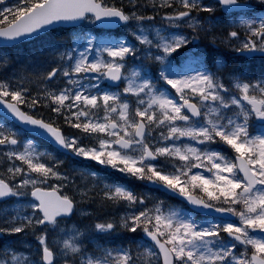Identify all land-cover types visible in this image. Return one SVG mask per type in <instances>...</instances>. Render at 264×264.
<instances>
[{"label": "snow or ice", "instance_id": "snow-or-ice-1", "mask_svg": "<svg viewBox=\"0 0 264 264\" xmlns=\"http://www.w3.org/2000/svg\"><path fill=\"white\" fill-rule=\"evenodd\" d=\"M180 2L186 11L177 12L174 16H167L165 19L170 22L190 19L192 10L198 8L202 11H213L208 7L201 8L197 0H180ZM218 2L226 8L242 7L239 0H218ZM0 3H3V0H0ZM166 6L172 7L171 4ZM5 13L11 16V20L4 16ZM86 13L94 14L97 20L102 17L118 18L123 22L133 18L144 19L135 14L126 15L120 8L106 7L98 0H19L16 8L5 7L0 10V16H4V20L7 21L6 27H0V37L15 40L32 36L54 22L86 18ZM2 23L3 21H0V24ZM241 23L247 28L251 38L243 43L239 50L264 53V17L259 18L258 24L256 20H242ZM229 35L237 37L238 33L232 31ZM136 39L141 44L153 46V41L143 33V30L136 35ZM257 40L260 41L259 44ZM88 43L91 47V40ZM185 43H187L186 38L176 36L171 40L161 38L154 45L158 51L164 53L163 56L159 54L154 56L156 61L164 65L160 71V78L176 90L183 104L175 103L165 92L157 94L155 86L149 79H144L139 84L129 80L124 92L138 97L139 105H147L144 108H136L135 116L141 118L139 121L133 119L129 103L121 101L117 94L85 95L79 90L73 92L71 88L61 89L58 94H46V98L55 105L52 111L57 114H61V110L65 107L71 109L73 105L77 106V111L73 113L75 122L66 117L67 122L88 135L96 134L99 148L81 146L76 137L68 139L52 124L21 111L19 105L28 103L23 94L25 90L13 91L8 85L0 83V105H4L22 123L43 129L61 148L69 149L77 156L110 165L113 169L138 179L162 184L166 189L178 192L193 205L204 208L213 207L202 197L193 195L189 185L192 190L199 189L200 192L205 193L210 201H218L223 197V203L231 205L227 208L217 207L215 210L237 216L239 225L226 222L198 226L193 220L180 213L163 214L159 206L155 209V216L150 215V210L146 209L138 215L126 217L122 226L135 232L143 225L144 232L155 241L163 253L165 264H264V235L252 234L257 231L264 234V81L252 83L243 79L242 75L236 77L233 87L241 95L228 98L221 93H228L229 89L211 74L197 73L195 76L173 78V71L165 61ZM102 51L107 52L112 61H104L97 57L89 63L86 52H80L79 56H74L75 49L62 53V58L66 56L69 61V67L62 72L64 77L69 78L68 84L74 83L71 79L73 74L95 73L102 69H106L103 75L112 81L120 80L121 69L125 65L118 63L117 58L119 61H124L126 56L136 54V49L125 43H113L111 46L104 47ZM58 72L59 69H53L48 73L47 79L54 78ZM131 75L138 77L139 73L134 71ZM185 90L191 91L194 95L198 94L201 104L207 101L218 102V104L215 107L208 105V111H203L200 104L192 103L185 98ZM142 94L148 96L147 101L140 98ZM9 96L11 102L5 99ZM66 101L69 103L66 104ZM37 103L38 100L34 98L31 106L34 107ZM230 105H235L239 109L233 116H227L221 111V109H229ZM101 108L104 116L93 119L92 110ZM184 108L191 113V117H198L201 120L193 122L191 117L183 111ZM112 114H118V119ZM253 115L260 122V131L255 135L251 130ZM80 117H84V121H81ZM178 121H183L184 126H177ZM153 124L168 128V134L163 139L172 141L170 146L156 147L155 151L151 150L145 137L150 134L149 130ZM121 132L123 135H120ZM111 137L115 139H110ZM181 137H187L204 145L214 144L217 142L216 138H219V141H223L237 153L236 162L229 161L222 152L210 147L200 149L190 144L178 146L174 142ZM18 143L14 133L5 134L0 129V145H18ZM113 145H118L119 149L126 151L113 148ZM137 150H140L139 156L128 154ZM33 151L31 142H28L23 152H10L8 155L15 156L17 160L27 164L31 172L43 177V180L39 181L41 183L50 176L60 179L59 173L53 166L40 162L38 158L35 160L32 158ZM159 157L170 158L172 171L165 172L163 168L152 163ZM202 160H207L211 167L203 165ZM200 167H205L209 172L215 169L216 171L213 172L215 179H209L200 173L191 174L192 168ZM14 171L19 173L22 169L15 168ZM223 173L229 175L226 176ZM239 173L243 176L241 177ZM37 182L36 179H24L20 186L35 185ZM208 185H211V188L207 187ZM238 189L240 191H237ZM9 195L15 196L18 193L0 180V197ZM32 196L39 201L38 204H33L32 208L38 209L43 214L42 219L36 220L37 224L58 225L57 217L71 215L74 211V201L67 196H56L54 192H43L40 188H35ZM105 197L113 201L125 200L129 204H143V201L138 200L133 192L122 186H106ZM235 205H242V209L237 211ZM128 220H131V224ZM113 228L114 225L111 223L96 225L98 231H108ZM23 230L22 227L11 229L14 233H20ZM221 232L227 233L230 239L221 238ZM161 237H165L163 243H161ZM38 239L43 245L44 264H53L54 253L47 246L45 237L40 236ZM237 243L245 248V252L239 256L233 254ZM249 247L252 249L250 257L247 256ZM63 249L65 255L81 252V249L70 240H64ZM86 264H132V259L126 252L115 257L111 252H107L102 258L89 257Z\"/></svg>", "mask_w": 264, "mask_h": 264}, {"label": "rangeland", "instance_id": "rangeland-1", "mask_svg": "<svg viewBox=\"0 0 264 264\" xmlns=\"http://www.w3.org/2000/svg\"><path fill=\"white\" fill-rule=\"evenodd\" d=\"M11 1L13 0H3V3H0V9L2 10L4 8V6H7V4L11 3ZM112 1H116V0H112ZM118 2H122L124 0H117ZM245 2H249L252 1L255 5H256V10L254 13V16L248 17L245 15H236L231 22L232 25V30L236 31L238 33L237 37H234L233 39H229L228 37L225 39V43L224 46H229L230 47V52H232L233 54H241L243 56H247V54H249V52L246 51H241L239 49L242 48L243 43H245L249 38H251L249 36L248 30L247 28L242 25L241 21L242 20H256L257 24L259 23V18L260 17H264V0H243ZM16 2L19 3V0H16ZM180 2V0H179ZM116 3V2H114ZM144 5L143 2L140 3V12L139 13H145V10H142V6ZM12 8V6L10 7ZM137 15V14H136ZM139 16V15H137ZM145 20L147 19V16L145 17ZM145 20H140L138 21L131 19V22L129 21V25L128 27H126L122 32L124 34V37L126 38V40H123L124 38L120 36V38L122 39H115L114 36H112V38H109V36H103V35H96L91 33L88 28H92L95 26L94 22L92 19H87L84 22V26L85 28H87V30H85L82 33L76 34L74 35V37L72 38V42H71V48L75 49V52L73 53L74 56H79L80 52H86L87 54V58H88V62H93L97 57H99L100 59L104 60V61H112V58L109 57L107 55V52L102 51V49L106 46H111L113 43H125L126 45H129L131 43V45L129 46H133L135 49L138 46V43H135L133 40L135 39L137 42L140 43L139 40L136 39V35L140 33L141 30H143V33L145 35L148 36V25L145 23ZM179 24H171V22H168L167 28L168 30H165L166 26H162L159 27L153 34L154 36L150 39L153 41V46H149V45H145V47H152L153 50L156 51L155 54H153L151 51L147 50V52L145 53V58H149V57H153L152 59H154V56L157 54H160L161 51H158V49L154 46L156 42H159L161 38H166L167 40H171L174 37L178 36L176 34L173 33H168V31L174 32L172 30H177L175 27L172 28L173 26H179ZM189 27H192L194 29L198 28V25L196 22H189L186 24ZM152 30V29H151ZM255 39V38H252ZM91 40L92 44L91 47H89V43L88 41ZM257 44L260 43L259 40L256 41ZM69 50V51H70ZM163 53V52H162ZM252 54V56H256L259 54H262L264 56V53L261 52H252L250 53ZM66 60V68L69 67V61L67 59V57H64ZM137 58V59H136ZM149 60V59H148ZM155 60V59H154ZM117 62L118 63H122L125 66L123 67L124 70L126 71L125 77H123V83H124V87L123 89H125V87L128 86V82L129 80H132L135 84H139L142 82V80L144 79H149L150 80V72H148L147 68L143 66L142 62L140 61V59H138V56L135 54V56L129 55L126 56L124 61H119V59L117 58ZM134 62L137 63V66L135 68ZM64 69V70H65ZM63 70V71H64ZM63 71H59L58 75L60 77H62V72ZM105 71V69H102L100 72H95L96 74L94 76H87L85 75V73H80V74H73L71 76V79L74 81L73 84H68V77H65V80L63 81L65 84L70 85L71 89L73 92L79 90L82 92V94L85 95H97V96H102L105 93H108L105 90L104 87V77H103V72ZM138 72L139 76L138 77H133L131 74L132 72ZM262 78H258V82L262 81ZM59 80V79H58ZM58 80L55 81V84L60 83L61 85H63V82H59ZM156 90V89H155ZM124 91V90H123ZM157 94H159L160 91H157ZM164 92V91H161ZM111 94V93H109ZM113 94H117L120 96L121 101L123 102H127L130 105V109H131V113H132V117L133 119H137V117L135 116V110L137 107L140 108H144L147 105H139L137 103L138 101V97L132 95L131 93H127L128 96L127 98L123 97L121 92H115ZM167 95V94H166ZM168 96V95H167ZM142 99H144L145 101L148 100V96L147 95H143L140 97ZM174 101V100H173ZM175 102V101H174ZM177 103V102H175ZM43 104H45V102L43 101ZM102 104V101H101ZM179 104V103H177ZM74 107L77 108L76 105H74ZM93 111V119H96L97 116L102 118L104 116V112L102 110V108L100 110H92ZM114 118L118 119V114H112ZM84 117H82V121H84ZM101 122H103V120H101ZM181 121L177 122V126H181ZM151 134H148V138L149 137H154L152 144L155 147H162V146H168L170 145L171 141H166L163 139L164 136H166L168 134V128L166 126H156L155 124H153L151 127ZM252 128L254 129L253 131L256 132L255 134H258L260 129L257 128V126L253 125ZM82 130H79L78 132H81ZM67 135V136H66ZM72 133L71 131H66L65 132V136L68 139H71L73 137H76L78 139V141L80 142V140L82 139L79 136H71ZM120 135H123V133L121 132ZM17 137H19V133H15V138L17 139ZM115 137H111L110 139H113ZM19 141V140H18ZM28 142H31L32 148L34 149V151L32 152V158L35 159H39L41 162V158H45L43 157V155L45 154L44 152H41V150L38 148V146L30 141V140H21L19 141L18 145H14L11 146L10 144H6L5 148L3 151H0V157H2L3 159H5L7 162L11 163V166L6 168L7 173L8 174V178L9 180H11L12 182V186H13V191L17 192L18 195L13 196L11 202H9L6 205H0V225L3 227L4 231L6 232L7 236H10L11 234H14V232L11 231L12 228L15 227H22L24 230L19 233L18 238L19 241L20 240H24L23 244H20L19 247L21 248L20 250H13L10 247L6 246V244H2L0 246V264H37V259H38V255H39V250L41 251V249L43 248V245L40 244L38 237L40 236H44L46 239V244L50 243V247L55 249V253H56V261L59 264H68L67 263V259L69 258V256L72 255V253H68L67 255H65V250L63 249V242L64 240H70V242L75 243L79 248V236H80V232H79V228L78 226L75 224V222H71L69 224H58L56 226L53 227V230H51L48 234H45L43 231L39 232V228L37 227V223L36 220L39 219L38 214L36 213V210H34L32 208V205L34 204L31 200H29V198L27 197V191H29L30 189L36 187V185H40V180L41 177L39 175L37 176H32L30 177V175H26L27 173L25 171H27V169H24L23 171L19 172V174H17V172H15V168L13 167V162H17L20 160H17L15 158V156H9L8 153L10 152H23L24 151V146L25 144H27ZM95 147L99 148V140L95 139ZM81 146L84 147H93V146H87L85 144H82L80 142ZM114 148V146H113ZM129 155H137V152H130L128 153ZM81 158V161L83 163H86L87 166L89 168L92 169V171L88 168V167H84L81 169H76L75 173H79L77 175V179L78 181H86L85 178H83L82 176H86L91 178V180H97L98 179V173H97V169H102L101 167L104 166V168H107L108 170H110L113 174L115 175H126V173H122L116 169H113L110 165L107 164H100L97 161H93L90 159H86L82 156H78ZM107 157L105 156V159ZM164 158V157H163ZM51 162V166L54 167V170L56 169V167L54 166V163L52 160H49ZM197 161H194V163H196ZM120 167H123V165H120ZM21 168V167H20ZM203 170H205V167H200ZM10 169H12L10 171ZM57 171V170H55ZM60 175V179H57L56 177H49L48 183L50 188H55V189H61L62 186L60 185H67V181L64 183H60L59 180H61L62 178H64L62 170L57 171ZM93 173L95 175H93ZM195 173H200L199 172H194L193 168L191 171V174H195ZM16 179L14 176H16ZM202 175V174H201ZM223 175H229L228 173H223ZM74 176V175H73ZM24 179H36L38 182L35 185L32 184H28L27 186L21 187L20 185L22 184ZM76 182H78L77 180H75ZM72 192H74L77 196H81L83 194V190L80 188H70ZM81 201H80V208L82 207L81 205ZM84 209H80L79 211H77V214L82 215L84 214ZM29 219H31V223H29ZM239 223V222H238ZM239 225V224H238ZM94 230H96V227H94ZM29 236V239L25 238V239H21V237H25V236ZM52 236V238H48V236ZM17 236V235H16ZM14 237V239H17V237ZM221 238L222 235H221ZM49 246V245H47ZM107 252H111L113 257L117 256L118 254H122L120 251L118 250H108V251H104V255L102 257H104L106 255ZM238 252V251H237ZM245 252V249L242 250V253ZM250 252H252V249L249 247L247 250V256L249 257ZM100 257V258H102ZM140 258H150L148 253H144L143 257ZM95 259V258H94Z\"/></svg>", "mask_w": 264, "mask_h": 264}, {"label": "water", "instance_id": "water-1", "mask_svg": "<svg viewBox=\"0 0 264 264\" xmlns=\"http://www.w3.org/2000/svg\"><path fill=\"white\" fill-rule=\"evenodd\" d=\"M239 4L242 6V7H230L228 9V11H246V10H250L252 7L249 6V5H246V4H243V3H240ZM92 15L94 16L95 18V15L92 14V13H86V15ZM84 19V18H83ZM83 19H78V20H74V21H58V22H54L52 25H48L46 27H44L42 30L36 32L35 34H33L32 36L36 35V34H39V33H42L50 28H54V27H58V26H77L79 25V23L83 20ZM95 21L96 23L100 26V27H103L105 29H113L121 24H123L124 22L123 21H119L118 18H109V17H102L100 20H97L95 18ZM31 36V37H32ZM30 37V36H28ZM28 37H23V38H18V39H15V40H8L6 38H3V37H0V44H11V43H15L17 41H20V40H25L27 39ZM108 82L111 84V85H117L118 84V80L117 81H112L111 79L108 78ZM0 114L5 116L7 119L11 120L12 122H14L15 124H17L18 126L26 129L29 133L35 135V136H38V137H43L44 139H46L48 142L51 143V145H53L54 147H58L60 149H62L63 151H65V149L61 148L60 145H58L56 143V141L54 140L53 137H51L48 133H46L43 129H39L35 126H32V125H27V124H24L22 123L21 121H19L10 111H8V109L6 107H4V105H0ZM258 123H260L259 121H257ZM239 175L242 177L243 174L242 173H239ZM53 192V191H51ZM49 192V193H51ZM55 193V192H54ZM56 196H58L56 193H55ZM10 196V195H9ZM9 196H6V197H0V200H5L7 199ZM32 198L34 200L35 197L32 196ZM182 198L186 199L185 197L182 196ZM38 203L39 201L36 200ZM203 212V211H202ZM205 213V212H204ZM225 213L223 212H218V214L216 215H224ZM62 217V216H60ZM259 233V232H258ZM261 235H264V234H261ZM160 253H161V256H162V261H163V264H165V261H164V255L163 253L161 252L160 248L158 247ZM43 260V259H42ZM43 264H44V261H43Z\"/></svg>", "mask_w": 264, "mask_h": 264}, {"label": "trees", "instance_id": "trees-1", "mask_svg": "<svg viewBox=\"0 0 264 264\" xmlns=\"http://www.w3.org/2000/svg\"><path fill=\"white\" fill-rule=\"evenodd\" d=\"M60 42L64 41L62 34L59 36ZM33 57V54L30 55ZM231 71L241 74L247 80L255 78L257 75L264 78V58L262 57H250L246 60L240 61L236 57H232Z\"/></svg>", "mask_w": 264, "mask_h": 264}, {"label": "flooded vegetation", "instance_id": "flooded-vegetation-1", "mask_svg": "<svg viewBox=\"0 0 264 264\" xmlns=\"http://www.w3.org/2000/svg\"><path fill=\"white\" fill-rule=\"evenodd\" d=\"M243 102V101H242ZM243 103H245L246 104V102H243ZM217 105V103L216 104H214L213 105V107H215ZM253 122H254V120H253V118H251V125L253 124ZM260 129V128H259ZM217 139V142L216 143H214V144H212V146H215V150H217V151H220V152H222L228 159H229V161H231V162H234L235 161V158H236V153L234 154V156L233 157H231V155H232V151H234L230 146H228V145H226L223 141H219V138H216ZM204 199V198H203ZM206 202H208V203H211L212 205H213V207H222V208H227V207H229V206H231L230 204H225V203H220V202H217V201H210L209 199L208 200H206V199H204ZM200 221L204 224V223H207V218H204V217H201V219H200ZM220 224V221H216V220H214L213 222H212V224ZM212 224H210V225H212ZM204 226H209L208 224H205ZM225 234L226 233H223V232H221V235H222V237L223 236H225ZM226 237V236H225ZM224 238V237H223ZM238 247V246H237ZM233 253H236V251L235 250H233Z\"/></svg>", "mask_w": 264, "mask_h": 264}, {"label": "bare ground", "instance_id": "bare-ground-1", "mask_svg": "<svg viewBox=\"0 0 264 264\" xmlns=\"http://www.w3.org/2000/svg\"><path fill=\"white\" fill-rule=\"evenodd\" d=\"M87 203L90 207H93V202L91 200H87ZM95 209H98L99 211H105L107 209H111L112 207L109 204H106L103 201H100L98 205L94 206Z\"/></svg>", "mask_w": 264, "mask_h": 264}]
</instances>
